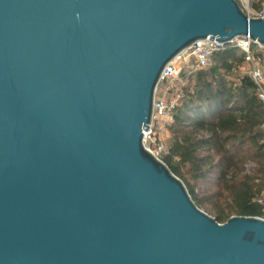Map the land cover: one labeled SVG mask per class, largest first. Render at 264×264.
I'll return each instance as SVG.
<instances>
[{"label":"water","instance_id":"water-1","mask_svg":"<svg viewBox=\"0 0 264 264\" xmlns=\"http://www.w3.org/2000/svg\"><path fill=\"white\" fill-rule=\"evenodd\" d=\"M238 36L237 0H0V264H264L143 142L166 65Z\"/></svg>","mask_w":264,"mask_h":264},{"label":"trees","instance_id":"trees-1","mask_svg":"<svg viewBox=\"0 0 264 264\" xmlns=\"http://www.w3.org/2000/svg\"><path fill=\"white\" fill-rule=\"evenodd\" d=\"M250 1L253 9L260 7L261 0ZM211 60L207 68L180 74L161 160L219 223L232 216L263 217L264 103L247 74L231 77L245 64L242 51L227 47ZM217 195L225 202L220 210Z\"/></svg>","mask_w":264,"mask_h":264},{"label":"built area","instance_id":"built-area-1","mask_svg":"<svg viewBox=\"0 0 264 264\" xmlns=\"http://www.w3.org/2000/svg\"><path fill=\"white\" fill-rule=\"evenodd\" d=\"M245 1L246 5H242L241 8L248 16H264V0H261L260 7L257 9L251 7L249 0ZM227 47L238 49L244 53L245 64L248 66L245 74L252 79L256 86L257 96L264 103V45L251 40L248 36L235 37L228 44H223L209 38L196 41L166 65L157 86L153 104L152 122L148 129L143 132L145 147L157 158L161 159L166 149L162 140L158 138L159 132L163 130L161 122L163 119L171 117L172 110L175 108L179 98V94L168 98L166 94L169 86L164 88L159 87L160 83L177 79L182 72L192 74L211 66L212 55ZM262 218H264V215Z\"/></svg>","mask_w":264,"mask_h":264},{"label":"rangeland","instance_id":"rangeland-1","mask_svg":"<svg viewBox=\"0 0 264 264\" xmlns=\"http://www.w3.org/2000/svg\"><path fill=\"white\" fill-rule=\"evenodd\" d=\"M237 1H239L240 6L246 5L245 0H237ZM249 2L251 3L250 0H249ZM247 67L248 66L246 64H244L243 66L240 67L239 70L233 72L231 77L236 78L239 75L245 74ZM180 84H181V80H179V78H177V79L171 80L169 82L168 81L162 82V83H160L159 87L161 86L164 88V87L169 86V90L167 91L166 95L168 98H172L175 94H180V92H179ZM170 120H171V117H167V118L163 119V121L161 122L162 126H163V130H161L159 132V135H158V138L162 140L165 148L167 147L168 139H169V132L167 129V124L170 122ZM210 183L213 185L214 180H212ZM212 189H214V188H212ZM214 200H215V208L216 209L220 210L221 208L224 207L225 202L223 201V199H221L219 197V195H217ZM209 215H211L213 217L212 214H209Z\"/></svg>","mask_w":264,"mask_h":264}]
</instances>
